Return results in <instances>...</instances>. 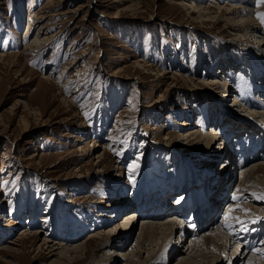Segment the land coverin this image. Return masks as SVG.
I'll return each instance as SVG.
<instances>
[{"label": "rangeland", "instance_id": "rangeland-1", "mask_svg": "<svg viewBox=\"0 0 264 264\" xmlns=\"http://www.w3.org/2000/svg\"><path fill=\"white\" fill-rule=\"evenodd\" d=\"M194 4L214 7L210 0H0V264H52L56 257L39 256L37 246L43 238L71 244L74 229L81 233L69 240L88 242L89 249L74 264H103L106 255L112 264H124L140 219L121 253L98 248L100 239L90 234L121 225L126 213L146 202L151 191L144 194L140 184L146 177V186L166 185L189 161L231 172L227 193L233 195L237 168L232 173L211 154L189 155L182 132L191 125L177 124H199L203 110L209 131L226 89L224 102L236 103L233 83L224 80L248 72L247 55L227 47L228 67L221 74L218 38L237 35L223 22L191 14ZM252 7L256 18L264 14V3L254 0ZM29 19L32 33L25 38ZM34 38L42 42L30 48ZM214 76L217 88L209 85ZM124 200L133 207L98 222L111 214L108 204ZM228 202L223 199L219 209ZM179 257L169 253L168 264Z\"/></svg>", "mask_w": 264, "mask_h": 264}, {"label": "bare ground", "instance_id": "bare-ground-1", "mask_svg": "<svg viewBox=\"0 0 264 264\" xmlns=\"http://www.w3.org/2000/svg\"><path fill=\"white\" fill-rule=\"evenodd\" d=\"M210 2L214 6L213 8H201L194 4L191 14L196 12L199 18L204 17L201 20L223 22L224 26L234 32L235 37L237 35V38L231 40L218 38L223 51V58H221V62L219 61L220 73L224 74L223 72L228 67L227 56L229 54L226 55L225 53L227 47L237 50L240 48V51L242 50L247 55L245 63L248 64V67L246 66L248 72L244 73L242 69L235 76L230 73V76L228 75L229 79L224 78V81L229 82L228 80H230L234 85L230 90L236 94V99H234L236 103L231 104L233 110L227 102H224L228 93L226 89L224 96L217 100L219 104L222 103L221 106L218 104L219 107L217 108L220 112L217 117H214L215 120L211 123L209 131H207L206 126L209 125L208 115L203 110L198 111L200 114L197 112L199 121H196L199 124L182 121L177 126L191 125L190 129L182 132L184 133L182 140L185 141L187 148L185 150L189 155L203 156L204 154H211L209 158L213 162L232 167V173L237 168L240 173V180L235 185L234 193L227 203L225 212L215 220L218 216L214 212L215 208L217 207L218 210L221 201L225 199H220V196L215 197L218 191L216 185L229 187L233 178L231 172L223 173V168L218 170L216 165L213 164L212 166L202 167L189 161V166L182 164L179 169L171 174L168 185L161 184L162 180L159 183L161 184L160 187L156 186V181V185L150 183V186H146L145 184H149V178L144 177V181L140 183L142 184L141 191L146 194L145 190H148V193L151 190L148 194L151 199L148 202H142V204H135L137 210L126 213L121 225L118 224L106 232L99 231L90 234L93 236L92 239H100L98 248L105 249L107 252L115 250L121 253L124 250L125 241L135 228V221L140 219L135 244L129 249L127 256L122 253L126 256L124 264H168L169 253L179 254V252L180 257L175 264H264V199L257 198L264 195V36L262 34L264 30L261 26V20L256 18L258 9L252 7L254 0H210ZM26 25L25 38H28L32 33V21L29 19ZM249 38H253L256 44L252 45ZM41 42L38 38H34L29 47H39ZM235 42H240L239 44L243 46L237 47ZM242 56L244 55L237 56V58H242ZM245 63L243 64L245 65ZM217 73L219 71L214 74L218 75ZM217 77L214 76L209 79L211 80L209 85H214L211 86L212 88H217L215 84L219 80L215 79ZM201 81L203 80L194 81V84H201ZM226 82L224 83L225 87L228 84ZM207 83L203 82V84ZM194 94H197V92L195 91ZM240 104L255 108V111L251 112L243 109L239 106ZM235 109L242 114H235L233 112L236 111ZM198 125L203 127L206 133L195 129ZM231 139L232 141H230ZM178 149L179 147H176L173 150L174 157L179 155ZM98 157H100L99 163L104 160L102 155ZM185 160L187 161V159ZM200 169L203 170V175L196 182V177L202 172ZM187 178L191 179L188 183H184ZM202 186L209 194L213 192L209 197L206 196L203 204L209 213L214 214L209 219L208 224L205 222L206 226L200 235L195 237L190 230L189 215H185V210L186 213H189V210L192 209V202L195 201V198L190 200L189 195L198 193ZM221 192H223V189H220L219 193ZM168 196L170 197L169 200H167ZM234 196L237 199H233ZM163 198H166L165 201ZM203 198L204 195H201L200 201H203ZM128 206L133 207L126 200L108 204L106 207H109V211L107 210L106 213L111 214L105 217L98 216V222L105 224V222L113 220V217H117V214H120ZM9 221L12 224L16 223L11 219ZM226 224L231 225V228H225ZM79 231L77 229L72 230L73 235L69 239L78 237L81 233ZM33 235L34 238L38 237L37 234ZM187 236L190 239L185 251L184 249L181 251L179 246L182 244L183 247L186 244L184 240ZM69 239L68 241H71V244L61 242L59 245L55 238L53 240L43 238L37 246L36 252L39 253V256L42 253H46L49 257L55 256L56 259L51 262L52 264H74L76 260L81 259V255L89 252L88 242L78 243ZM90 240L88 239V241ZM143 250H146L145 256L142 255ZM23 251H25L24 246ZM23 251L19 254L23 255ZM186 252L187 255H185ZM120 253L118 257L122 258ZM107 258L108 260H105ZM103 259V264L113 263L107 255Z\"/></svg>", "mask_w": 264, "mask_h": 264}, {"label": "snow or ice", "instance_id": "snow-or-ice-1", "mask_svg": "<svg viewBox=\"0 0 264 264\" xmlns=\"http://www.w3.org/2000/svg\"><path fill=\"white\" fill-rule=\"evenodd\" d=\"M257 3H258V4H259V3H264V0H257ZM258 18L261 19V22H262V23H264V14H258ZM254 195H255V194H254ZM257 198H259V199H264V195H261V196H259V197H257ZM233 199H237V197L234 196ZM225 219H227V217H225ZM225 226L231 228V225L226 224Z\"/></svg>", "mask_w": 264, "mask_h": 264}]
</instances>
